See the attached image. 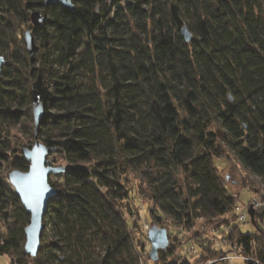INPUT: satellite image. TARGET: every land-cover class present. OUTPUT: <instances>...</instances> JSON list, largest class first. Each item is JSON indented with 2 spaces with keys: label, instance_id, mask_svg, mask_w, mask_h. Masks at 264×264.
I'll return each instance as SVG.
<instances>
[{
  "label": "trees",
  "instance_id": "obj_1",
  "mask_svg": "<svg viewBox=\"0 0 264 264\" xmlns=\"http://www.w3.org/2000/svg\"><path fill=\"white\" fill-rule=\"evenodd\" d=\"M72 2L0 0V254L11 264H204L238 244L264 264V226L256 218L254 233L242 231L215 164L234 160L264 185V0ZM18 123L67 162L62 181L49 177L57 192L35 256L31 214L6 172L32 162L5 128ZM158 213L186 241L201 226L220 238L198 242L193 259L176 237L157 261L144 258L142 217Z\"/></svg>",
  "mask_w": 264,
  "mask_h": 264
},
{
  "label": "water",
  "instance_id": "obj_2",
  "mask_svg": "<svg viewBox=\"0 0 264 264\" xmlns=\"http://www.w3.org/2000/svg\"><path fill=\"white\" fill-rule=\"evenodd\" d=\"M53 3L62 4L69 9L75 8L72 0H44L46 6ZM45 18L46 15L41 9H36L31 13V22L36 26L42 25L45 22ZM181 34L187 42L193 38V34L187 25L182 27ZM25 39L27 50L33 56L37 45L35 35L31 29L25 31ZM34 111L36 124H39L41 117L39 104L34 106ZM31 157L32 162L29 170L14 169L10 173V182L31 214V224L26 230L27 240L25 248L28 253L35 256L41 246L44 216L47 213L49 202L57 192L56 188L50 184L49 177L58 171V168L47 163V148L40 141H36ZM248 213L254 220L255 212L252 206L249 207ZM148 239L151 244L150 258L157 261L160 251L166 250L171 244L168 229L154 224L148 231Z\"/></svg>",
  "mask_w": 264,
  "mask_h": 264
},
{
  "label": "rangeland",
  "instance_id": "obj_3",
  "mask_svg": "<svg viewBox=\"0 0 264 264\" xmlns=\"http://www.w3.org/2000/svg\"><path fill=\"white\" fill-rule=\"evenodd\" d=\"M36 44L39 45L38 40L36 41ZM1 62L2 60H0V64ZM38 104L41 109V105L36 99L34 102V106ZM41 114H42V109H41ZM29 124L31 127L32 124L30 122ZM35 125L37 126L38 124L35 123ZM30 127L28 126L25 127V124L23 123L12 124V125L5 124V128L9 134L8 136L12 140L13 145L17 149L20 148L21 150H23L26 157L30 158L32 161L31 154L33 152L36 141H40L41 143H43V141L39 139L37 134L32 135L30 133ZM46 160L49 165H52L58 168L57 169L58 171L53 173L52 179L54 181H62V177L60 174L61 172L65 170L67 166V162L61 156H59L58 152H56L53 149H48V148H47ZM215 164L217 167H219V170L221 171V175H223V177L227 180L226 182H228V186L230 187V189L233 191V193L237 195L236 200L239 199L240 205L243 206L244 210H248V205L249 203L252 202V200H254L255 196L260 197L264 201V185L260 183V180L256 176L249 174V172L244 170L243 168L237 167L238 165L237 163H235L234 160L215 159ZM233 164H235V166ZM13 170H11V168L6 170V172H8V175H9V181H10V173ZM245 178L247 179V181L245 180ZM249 181H253V182L255 181L256 185H251ZM138 182L139 180L135 179V176H131L129 185L131 186L133 183H138ZM254 187H256L259 190L258 193H254L252 191ZM137 199L140 201V205L138 204V206L140 207V211L143 213L144 212L143 207L145 205V197L142 194H137ZM262 208L255 210L254 220H252L251 216L248 215L247 222L240 224V227L244 233H254L256 231V229L258 228L256 224V218L258 219V223L261 226H264V223L262 222V219H264V210ZM158 215L161 216L162 218L161 220L153 219L152 217L150 218V216H146V214L144 216L143 214V217H142L143 219L141 221L142 226H144L145 228V223H149L150 226L152 227V222L154 223L156 222L155 224H157L160 227H164L165 225H167L168 224L167 217L163 215L162 213H158ZM202 223H203L202 219L196 220L197 226H200ZM168 232H169L170 242L173 241L172 239H174L175 237L177 239H180V235L187 236L188 234L187 230L182 231V233L178 231L177 227L173 225V223L168 228ZM147 234H148V231H147ZM141 236H142L141 238H143L142 241L146 247V249L143 251L144 258H145L146 256L150 255L151 244H150V241L149 242L145 241L144 233H142ZM185 238L183 241H185ZM189 243H190L189 240L184 242L183 244L184 253H186V248L189 246ZM215 247L217 249L220 248V246L218 245ZM224 248L225 250L232 252V248L230 246L226 245L224 246ZM192 259H193V256H192ZM0 264H11L10 257L8 255L0 254Z\"/></svg>",
  "mask_w": 264,
  "mask_h": 264
},
{
  "label": "built area",
  "instance_id": "obj_4",
  "mask_svg": "<svg viewBox=\"0 0 264 264\" xmlns=\"http://www.w3.org/2000/svg\"><path fill=\"white\" fill-rule=\"evenodd\" d=\"M233 195L237 198V195L235 193ZM250 206L253 207L254 212H255V210L262 208L264 206V201L260 197L255 196L254 200H252V202L249 203L248 209ZM262 209L264 210V207ZM235 212H236V220L238 221V223L241 224V223L247 222L248 215H249L248 210H244L243 206L240 205L239 199H237ZM150 228H151L150 224L145 223V229L147 231H149ZM196 231L199 232V234H197V233L193 234V238H192L191 242L189 243V246L186 248V254L189 256H192L193 254H195V251H196L195 248H196L198 242H203L207 238H209V239H214L216 237H217V239H218V237L220 238V235L218 234L219 232L215 228H211V231L209 232V230L206 226H201L200 228H197ZM225 231L228 232V231H230V229L228 227H226ZM184 238H185L184 235H180L181 242L186 241V240L183 241ZM230 247L232 248V252L227 251L225 254H223L218 259L212 260V261L204 263V264H248L250 262L256 263V264H261L259 261H257L253 257L241 254L239 252L238 244H232V245H230Z\"/></svg>",
  "mask_w": 264,
  "mask_h": 264
}]
</instances>
